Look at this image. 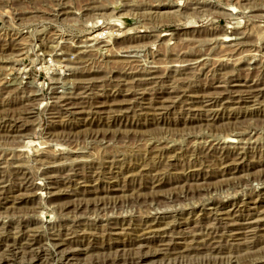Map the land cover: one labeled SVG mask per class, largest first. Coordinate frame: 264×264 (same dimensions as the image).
<instances>
[{
	"label": "rangeland",
	"instance_id": "obj_1",
	"mask_svg": "<svg viewBox=\"0 0 264 264\" xmlns=\"http://www.w3.org/2000/svg\"><path fill=\"white\" fill-rule=\"evenodd\" d=\"M0 264H264V0H0Z\"/></svg>",
	"mask_w": 264,
	"mask_h": 264
},
{
	"label": "bare ground",
	"instance_id": "obj_2",
	"mask_svg": "<svg viewBox=\"0 0 264 264\" xmlns=\"http://www.w3.org/2000/svg\"><path fill=\"white\" fill-rule=\"evenodd\" d=\"M97 43H98V45H101L103 42H99V41H98ZM104 44H105V43H104ZM88 47H89V46H87V48H88ZM100 47H101V46H100Z\"/></svg>",
	"mask_w": 264,
	"mask_h": 264
}]
</instances>
